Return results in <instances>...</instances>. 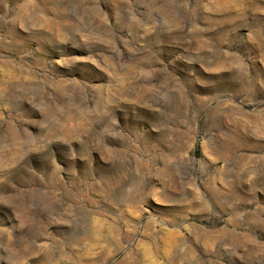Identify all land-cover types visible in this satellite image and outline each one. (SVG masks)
Returning <instances> with one entry per match:
<instances>
[{
  "label": "rangeland",
  "instance_id": "obj_1",
  "mask_svg": "<svg viewBox=\"0 0 264 264\" xmlns=\"http://www.w3.org/2000/svg\"><path fill=\"white\" fill-rule=\"evenodd\" d=\"M0 264H264V0H0Z\"/></svg>",
  "mask_w": 264,
  "mask_h": 264
}]
</instances>
